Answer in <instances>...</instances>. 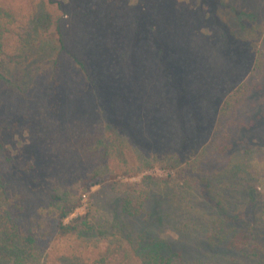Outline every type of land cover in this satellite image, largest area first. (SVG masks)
<instances>
[{
    "label": "trees",
    "instance_id": "1",
    "mask_svg": "<svg viewBox=\"0 0 264 264\" xmlns=\"http://www.w3.org/2000/svg\"><path fill=\"white\" fill-rule=\"evenodd\" d=\"M196 1L204 32L173 21L162 31L137 0L131 24L106 27L112 44L99 33L97 56L89 34L69 53L58 0H0V93L24 102L30 141L10 146L18 123L0 114V264H264V215L254 188L244 196L264 154V0ZM40 25L59 48L51 94L66 93L63 52L82 81L58 127L23 114L42 93L38 77L25 90L16 76ZM155 166L177 175L123 181ZM95 187L99 199L66 223ZM64 239L80 250L60 254Z\"/></svg>",
    "mask_w": 264,
    "mask_h": 264
},
{
    "label": "rangeland",
    "instance_id": "2",
    "mask_svg": "<svg viewBox=\"0 0 264 264\" xmlns=\"http://www.w3.org/2000/svg\"><path fill=\"white\" fill-rule=\"evenodd\" d=\"M58 1L66 11L63 30L71 42V45L68 48L69 53L75 52L80 38H83L85 34H89L92 41L96 40L89 45V51H93L97 56H100L103 51H98V49L102 50L101 48L104 47V40L107 38L106 44H112L114 40V37L110 35V29H106V27L110 28V25L115 26L117 24L118 27L116 30H121L126 23L131 24L136 16L139 15V5L144 9V14L149 20L162 24V31L164 30L163 26L169 25L171 21L176 23L174 25L176 27H186L198 32H204L208 28L201 22L196 0H139V5L137 4V0ZM44 14L45 13H42L41 17ZM208 22V24H210L211 20L208 19ZM32 32L31 47L28 50L29 59L17 68L16 76L22 82L25 90H29L38 77L36 80V85L38 86L34 88V91L42 93V95H34L25 100V110H23V114L31 116L30 121L33 123L38 120L40 127H43L44 124L49 121H53L56 127H58L63 123V120H67V117L69 115L71 116L70 106L73 104L72 98L73 95L75 96V94H78V88L81 87L80 85L82 84V81L80 80V76H77L78 72L76 67L72 65V60L67 58V56L65 57V53L63 52L61 54L62 56L59 65L62 72L60 73L58 81L59 83L60 81L63 82L66 93L62 94V96L60 94H57L56 96L52 95L50 92L52 88L47 84L48 82H46V85L45 81L51 77L53 72V60L59 59V48L54 43L52 45H47V41L44 39L43 26H34ZM99 33L106 36L105 39L103 37L101 38L102 43L100 44L96 43V38ZM112 55L113 54L110 53L105 56L113 57ZM146 56L149 55L146 54ZM150 60L151 58L149 61ZM150 63L155 66L156 58L153 57ZM41 82L45 84L43 90L39 88V83ZM59 88L60 86H57L55 89L58 90ZM20 100L19 97L18 100L14 101L10 95L0 93V102H4V108L2 109L7 113H4L0 109V114L8 116L5 119L6 122L18 123L17 130L14 133L10 131L9 134L6 131L5 138L10 146L13 145L18 148L27 145L30 142L25 130L27 123L26 121L21 120L22 115H20V110H22L21 107L24 102H21ZM58 101L60 104L62 103L61 105H64L59 113L55 112L53 109L55 102ZM63 116H65V118H63ZM39 123H36L35 126L37 124L39 125ZM5 126L7 128V123ZM253 165L255 166L256 171L246 185L247 187L244 196L248 199V191L251 188H254L256 197L255 202L257 203L258 209L262 211L264 215V154L262 155V158L258 157L254 159ZM145 175H151L160 179L168 177L174 179L177 174L174 169L155 166L146 169L136 178L124 179L123 181L139 182L141 177ZM99 192H101L100 187H95L90 191V195H93L92 197H90L89 193L83 194L81 198V206L75 211V213L66 219L65 222L68 223L72 218L86 214L88 211L87 209L91 206L90 201H97L99 199ZM84 195H86V201H84ZM261 235L264 237V229L261 230ZM164 236L166 238H173L175 237V233H173V231H167ZM69 244L75 246L77 251L81 248L80 242H77L74 239L72 241L64 239L62 242L57 243L58 252L60 254L70 252L71 248L69 247ZM256 246L259 250L264 251V240H260ZM247 260V258L237 255V264H248Z\"/></svg>",
    "mask_w": 264,
    "mask_h": 264
},
{
    "label": "built area",
    "instance_id": "3",
    "mask_svg": "<svg viewBox=\"0 0 264 264\" xmlns=\"http://www.w3.org/2000/svg\"><path fill=\"white\" fill-rule=\"evenodd\" d=\"M83 197H84V201H86V195H84Z\"/></svg>",
    "mask_w": 264,
    "mask_h": 264
}]
</instances>
